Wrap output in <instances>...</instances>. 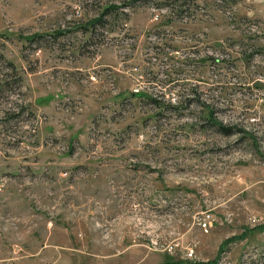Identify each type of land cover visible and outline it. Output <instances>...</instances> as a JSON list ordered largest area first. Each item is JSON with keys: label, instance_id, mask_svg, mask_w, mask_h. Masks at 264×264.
Wrapping results in <instances>:
<instances>
[{"label": "rangeland", "instance_id": "obj_1", "mask_svg": "<svg viewBox=\"0 0 264 264\" xmlns=\"http://www.w3.org/2000/svg\"><path fill=\"white\" fill-rule=\"evenodd\" d=\"M0 264H264V0H0Z\"/></svg>", "mask_w": 264, "mask_h": 264}, {"label": "trees", "instance_id": "obj_2", "mask_svg": "<svg viewBox=\"0 0 264 264\" xmlns=\"http://www.w3.org/2000/svg\"><path fill=\"white\" fill-rule=\"evenodd\" d=\"M108 9L109 7L106 8V10L100 15H104L106 12H108ZM167 99V98H166ZM165 98H162V97H159L157 95H154V94H150L149 96V100L155 104V105H159L161 106L162 104H166L168 106H171V107H176L178 106L177 103L175 101H171V100H166ZM194 101V99L192 100ZM212 120L209 121L210 124L214 125V127H216V129H218L219 131L221 132H224V133H230L233 131L234 127L232 126H229L227 124H224V123H220L216 120L213 119V121L211 122Z\"/></svg>", "mask_w": 264, "mask_h": 264}]
</instances>
